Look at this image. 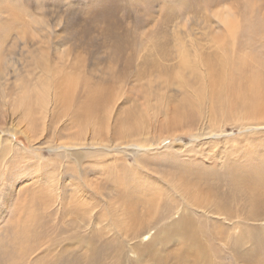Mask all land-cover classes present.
<instances>
[{
    "label": "rangeland",
    "instance_id": "obj_1",
    "mask_svg": "<svg viewBox=\"0 0 264 264\" xmlns=\"http://www.w3.org/2000/svg\"><path fill=\"white\" fill-rule=\"evenodd\" d=\"M259 16L264 0H0V56L16 41L14 69L37 98L47 83L58 90L59 71L74 85L63 87L73 103L87 94L82 77L121 83V96L105 107L113 104L117 128L143 119L148 145L107 155L56 149L72 147L64 141L83 121L74 124L67 110L46 113L35 99L25 102L36 117L17 112L14 101L11 111L10 72L0 85V264H264V212L249 201L253 192L264 196V130L235 101L238 78H229L238 55L257 49ZM32 35L33 48L24 42ZM43 50L49 82L45 69L32 67ZM22 114L36 126L34 139L16 130L28 126ZM106 118L97 121L103 136ZM85 194L95 200L91 223L113 214V226L83 228L85 200L60 203ZM203 203L210 212L189 205ZM184 216L188 222L173 226Z\"/></svg>",
    "mask_w": 264,
    "mask_h": 264
},
{
    "label": "bare ground",
    "instance_id": "obj_2",
    "mask_svg": "<svg viewBox=\"0 0 264 264\" xmlns=\"http://www.w3.org/2000/svg\"><path fill=\"white\" fill-rule=\"evenodd\" d=\"M221 14H223V13H221ZM260 18L262 19V17H260ZM257 19H258V17H257ZM37 23L40 24L42 27L44 26V24L41 23V21H39V20H37ZM257 23H256L257 29L254 27L255 34L258 36V44H256L257 40H256V43L254 42V44L258 45L257 49L254 52L246 51V53L238 55V56H241V58L238 57V58H236L235 61L238 63L237 65L240 69L239 70L232 69L230 71L231 76L229 78H238V81H237L238 83L235 82V88L231 91L233 93L235 101L239 102L241 105L249 106L251 112L255 115L254 121L257 123V125H256L257 128L264 130V18ZM18 29H20V28H18ZM36 36H38V35H32V36H29L28 38H26V40H24L25 44L28 45V47L30 46L31 48L35 47L36 46V44H35L36 43V41H35ZM40 36H42V39H44V40L46 39L44 35H40ZM17 37H19V36H17ZM38 38H40V37H38ZM17 39L18 38H16V40ZM253 39H255V38H253ZM253 39H252V41H254ZM20 40H21V38H20ZM38 41H40V40H38ZM11 44L12 45H10V47L7 49V52L4 53V55L2 57L0 56V85L2 84L3 80L4 81L7 80V76L10 72L14 73V75L16 77L15 83L9 85V89H8L9 90L8 95L12 96V97L9 99V102L6 103L5 105H7L9 107V109L11 111H13L12 101H14V107H15L17 112L20 111V112L24 113V111L27 110V113L30 114L32 112V114H33V112H34L33 106L34 105L33 106L29 105V103H26L25 101L30 100L32 103L35 99V100H38L39 105L42 109L45 108L44 110L46 111V113H48V112L50 113V109H51V111L52 110L56 111V113L58 111L60 113L61 112L66 113L63 110H67V112L70 111L71 114H74V124H77V120L83 121L82 123L85 127L83 126L84 129L82 128V132L85 131L83 134L85 136L82 137L83 135L81 134L82 133L81 131H79L78 134L68 133L67 139L64 142L66 144L72 145V147L59 145V146H55L56 149H63L66 153H67V150H70V149L83 150V151H85L86 154L87 153H93V151H98V154L103 153L104 155H107L109 152H112L113 150L120 151V152L125 151V148L127 146H130V147L137 146L140 149H145L146 146L148 147L147 142H146L147 141L146 140V137H147L146 125H145V122L143 119L142 120L141 119L134 120L132 123L120 124L119 127L117 128V124L115 123L117 121L113 120L114 116L110 115L113 104L105 107V104L107 103V102L105 103V101L108 98L114 97V100H115V98L117 97V99H119V97L122 94V90H121V86H120L121 83L118 85H114L112 83H106L105 78L99 77V79H97V81H95L94 85L93 84L89 85V83L91 81V79H90L91 76H87L85 79H83V77H82L81 80H82V82H84L83 84H85L87 94L82 98L81 101H78L77 103H73L72 97L70 99H66L65 93L63 95V87L66 84L69 85V83H71L70 82L71 80L68 77L66 72L61 73L59 71L61 76H58L57 79H54V82L58 86V90L56 89L55 90L56 92L52 93L51 88H50L49 84L47 83V85H46L48 87L47 91L43 90L41 97L37 98V96H36L37 93L34 92L33 86H31V85L26 86L25 85L26 83H24V81L20 78L19 73L16 72L14 69L15 67H16V70L18 69L17 68L18 58L13 54V47H17V43H16V41L13 40V43H11ZM46 50H48V49H46ZM40 56L41 57H39L34 62L32 67H34V65H36L35 67L40 66L42 69H45L44 71H42V73L45 72L46 79L49 82L50 79L47 76L49 69L46 70V68L49 67V62H50L49 54L47 51L45 52L43 50V51H41ZM40 61H42V64ZM37 62H39V63L37 64ZM65 63H67V62L64 61L61 66L64 67ZM62 67H61V69H62ZM33 69L30 70L29 73L35 74V72H33ZM87 81H89L88 86L86 85ZM228 82H234V81L228 80ZM5 89H7V88H5ZM44 91H46L45 94H43ZM150 91L151 90H149V92ZM49 92H50V94H53V96H48ZM57 93H60V94L56 95ZM80 93L83 94L82 91ZM64 99H66L67 103H65ZM60 102H63L64 105L60 106L61 105ZM55 104H58V106H56V108H55ZM149 104L151 106V102ZM71 106H72V108H71ZM74 106H75V109H73ZM150 106H148V109H150ZM162 107H165V104L162 105ZM159 110H160V108H159ZM4 111H5V109H4ZM4 111H2L0 109L1 113H3ZM35 112H37V111H35ZM114 112H116V111H114ZM8 113L9 112H7V114ZM152 114L153 115L155 114L154 109L152 111ZM3 115H5V113H3ZM33 115H35V114H33ZM33 115H32L33 119H31L32 122L35 120V117L37 114L35 115V117ZM101 115H106V117H107L106 118L107 124L105 127L106 128L105 132L107 134L104 133V134H106V136H103V134H100V132L98 133L96 130V127L98 126L97 121ZM21 116H22L21 119L24 118V121L28 126H19L20 129H17L18 128L17 127L16 130L22 131L27 136V138L29 140L34 139L36 137V135H34L35 133L33 134V132L30 130L29 126L33 127L35 125H33L31 123L30 119H29L30 122H27L28 118L24 117L23 114ZM27 116H28V114H27ZM5 117H6V115H5ZM32 117L29 116V118H32ZM108 118H111L110 119L111 121ZM11 119H12V117H11ZM58 119L60 120L59 117H58ZM37 121H38V119H37ZM65 121H66V119H63V122H65ZM39 122H42V120H39ZM51 122H53V121H51ZM51 122H50V124H51ZM42 123L43 124L42 125L40 124V126H42V129H44L45 127H43V125L45 123L44 122H42ZM112 123L113 124L115 123L116 125L113 127ZM54 125H56V123ZM102 126H104V125H102ZM98 128H99V126H98ZM47 129L49 130V128H47ZM54 129H56V128H54ZM101 129H103V127L100 128V131H101ZM16 130H13L12 134ZM51 130L53 131L52 128H51ZM108 131L110 132V135H109ZM59 132H60V130H59ZM86 132L89 133V137L86 136ZM111 132H113L115 134H113ZM118 132H119V134H117ZM1 133H2V130H0V134ZM43 134H44V132H43ZM50 134H51V137H53L52 133H50ZM112 134L114 136H112ZM51 137H49L48 140L51 139ZM60 137H62V136H60ZM0 138H1V135H0ZM39 138H40V136H39ZM55 139H56V137H55ZM57 141H58V139H57ZM109 161H110V159H109ZM112 163H113V161H112ZM170 181L171 180L166 179V182H170ZM10 187L13 188V185ZM90 192H91V194L93 193L95 195L94 199L96 200L97 199V197H96L97 193L93 190V185L91 184V182H90ZM176 192H179V190L177 189ZM52 194H54L52 196L53 197L52 203H55L59 197V193L52 190ZM85 195H88L86 197V199L83 197V195H74L75 199L73 201H69L68 203H66L65 201L67 199L63 198L62 199L63 201L60 203L70 205V204H78V203L83 202L85 200L80 214H82L83 216L89 215V217H88L87 224L84 225L83 228H89L90 225L93 227L96 226L97 228H99V226L101 225V223L103 221L106 222L104 224L105 226H107V227L113 226L112 225L113 214L111 215L110 219L103 217V218H100V221L98 223H96V224L91 223L92 218L97 216L96 214H94L92 212V205H93L95 200H92V197L90 194H85ZM180 195L186 196V190H184L182 193L179 192V196ZM69 196H71V195H69ZM50 200H51V198H50ZM249 201L251 204H253V206L259 205L260 210L262 212H264V196L261 192H257V191L253 192V194L249 197ZM189 205H190L191 209H193L194 211L196 210L202 214L205 213V211L210 212V209L208 207H206L205 204L201 205V206H193L191 204H189ZM209 206L212 207L211 202L209 203ZM116 214H117V212H116ZM187 216L190 220L189 215H187ZM236 217H238V216H236ZM252 217H253V215H252ZM188 218L186 216H184L183 218H180L178 222H172L173 226H180L181 223L188 222ZM254 218L256 220L259 219L258 216H255ZM131 227H132V225H131ZM148 238H149V236L147 234V235L143 236L142 240H147Z\"/></svg>",
    "mask_w": 264,
    "mask_h": 264
}]
</instances>
